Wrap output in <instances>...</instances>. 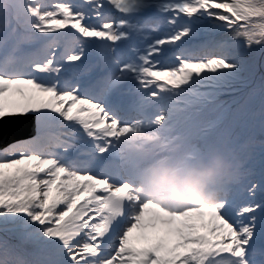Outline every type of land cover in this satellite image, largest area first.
Listing matches in <instances>:
<instances>
[{
	"label": "snow or ice",
	"instance_id": "snow-or-ice-1",
	"mask_svg": "<svg viewBox=\"0 0 264 264\" xmlns=\"http://www.w3.org/2000/svg\"><path fill=\"white\" fill-rule=\"evenodd\" d=\"M6 117L0 264H264V0H0ZM162 156L228 179L165 206Z\"/></svg>",
	"mask_w": 264,
	"mask_h": 264
},
{
	"label": "clouds",
	"instance_id": "clouds-1",
	"mask_svg": "<svg viewBox=\"0 0 264 264\" xmlns=\"http://www.w3.org/2000/svg\"><path fill=\"white\" fill-rule=\"evenodd\" d=\"M228 179L225 170H206L184 179L142 182L143 196L169 207L198 203L213 195L216 186Z\"/></svg>",
	"mask_w": 264,
	"mask_h": 264
},
{
	"label": "bare ground",
	"instance_id": "bare-ground-1",
	"mask_svg": "<svg viewBox=\"0 0 264 264\" xmlns=\"http://www.w3.org/2000/svg\"><path fill=\"white\" fill-rule=\"evenodd\" d=\"M211 161V166H212V168H214L215 167V169L217 170L219 167H221L222 166V164H219V163H217V164H214L215 162H214V160H210ZM184 163V162H183Z\"/></svg>",
	"mask_w": 264,
	"mask_h": 264
},
{
	"label": "rangeland",
	"instance_id": "rangeland-1",
	"mask_svg": "<svg viewBox=\"0 0 264 264\" xmlns=\"http://www.w3.org/2000/svg\"><path fill=\"white\" fill-rule=\"evenodd\" d=\"M14 87V86H9V89L11 90V88ZM19 87V86H18ZM24 87V86H23ZM6 95H9V98L10 99H15V95L14 94H11L10 92L9 93H6Z\"/></svg>",
	"mask_w": 264,
	"mask_h": 264
}]
</instances>
